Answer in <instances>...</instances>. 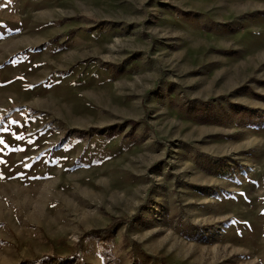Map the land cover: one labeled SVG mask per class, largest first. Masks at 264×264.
Wrapping results in <instances>:
<instances>
[{
  "label": "rangeland",
  "instance_id": "374dc122",
  "mask_svg": "<svg viewBox=\"0 0 264 264\" xmlns=\"http://www.w3.org/2000/svg\"><path fill=\"white\" fill-rule=\"evenodd\" d=\"M0 264H264V0H0Z\"/></svg>",
  "mask_w": 264,
  "mask_h": 264
},
{
  "label": "trees",
  "instance_id": "16d2710c",
  "mask_svg": "<svg viewBox=\"0 0 264 264\" xmlns=\"http://www.w3.org/2000/svg\"><path fill=\"white\" fill-rule=\"evenodd\" d=\"M71 32H73V31H71ZM140 122H142V121L130 120V123L132 125H136V124H138ZM119 221H120L119 218H114L112 220V223L109 226L104 227V228L93 229L89 233H86V235H95V236L108 237L112 233V229H113L114 225L117 224ZM59 242L61 243V242H63V240H60Z\"/></svg>",
  "mask_w": 264,
  "mask_h": 264
}]
</instances>
